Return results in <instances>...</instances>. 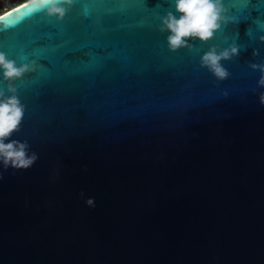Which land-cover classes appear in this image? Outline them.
<instances>
[{
	"label": "water",
	"instance_id": "1",
	"mask_svg": "<svg viewBox=\"0 0 264 264\" xmlns=\"http://www.w3.org/2000/svg\"><path fill=\"white\" fill-rule=\"evenodd\" d=\"M224 5L238 23L172 52L174 0H0V51L32 68L11 139L38 155L0 165V264H264V0ZM233 43L217 81L200 59Z\"/></svg>",
	"mask_w": 264,
	"mask_h": 264
},
{
	"label": "clouds",
	"instance_id": "2",
	"mask_svg": "<svg viewBox=\"0 0 264 264\" xmlns=\"http://www.w3.org/2000/svg\"><path fill=\"white\" fill-rule=\"evenodd\" d=\"M74 2L75 0H23V5L30 11V14L44 13L48 17L63 20L74 6ZM174 5L175 13L166 12L160 17L158 26V31L161 34L168 33L166 36L167 47L172 52L182 48L192 51L194 41L206 43L214 38L215 33L221 29L222 25L238 23L236 17L227 15L229 10L225 7L224 0H174ZM85 15H87V10H85ZM258 29L264 32V22H258ZM259 39L264 42V35ZM241 48L242 46L235 43L223 49L219 46H212L202 55L200 66L207 68L217 81L226 80L231 73L222 65L221 61L238 57ZM252 55L257 56L258 51L253 50ZM248 66L252 70L260 72L257 87H264V62L249 63ZM31 71L32 68L28 63H21L17 66L15 60L8 59L7 54L0 51V76L7 84L6 89L0 87V165L4 171L9 168L27 170L38 160L37 153L30 152V145L26 140L21 142L11 139L14 134L21 131L25 117V105L18 96L15 81L23 79L25 74ZM255 91L256 89H253V92ZM224 95L227 96L228 93L225 92ZM259 102L264 106V92L260 93ZM56 175L58 176L59 173L57 172ZM0 179H3V172H0ZM87 204L95 207L91 199L87 200Z\"/></svg>",
	"mask_w": 264,
	"mask_h": 264
},
{
	"label": "rangeland",
	"instance_id": "3",
	"mask_svg": "<svg viewBox=\"0 0 264 264\" xmlns=\"http://www.w3.org/2000/svg\"><path fill=\"white\" fill-rule=\"evenodd\" d=\"M7 1H16V0H7Z\"/></svg>",
	"mask_w": 264,
	"mask_h": 264
}]
</instances>
